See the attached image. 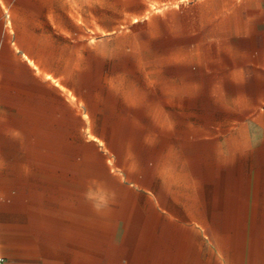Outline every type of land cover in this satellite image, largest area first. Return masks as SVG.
Instances as JSON below:
<instances>
[{"label":"rangeland","instance_id":"rangeland-1","mask_svg":"<svg viewBox=\"0 0 264 264\" xmlns=\"http://www.w3.org/2000/svg\"><path fill=\"white\" fill-rule=\"evenodd\" d=\"M0 12L23 41L41 37L75 104L40 133H0L7 264L168 251L151 205L191 216L218 264H264V0H0ZM210 246L198 264H215Z\"/></svg>","mask_w":264,"mask_h":264},{"label":"crops","instance_id":"crops-1","mask_svg":"<svg viewBox=\"0 0 264 264\" xmlns=\"http://www.w3.org/2000/svg\"><path fill=\"white\" fill-rule=\"evenodd\" d=\"M15 33L10 20L0 12V133H40L44 119L58 117L60 108L74 112L75 104L48 75L56 76L57 72L47 68L37 52L42 40L37 38L36 31L27 32L28 42ZM83 129L84 126L80 125L76 132L81 135ZM94 132L107 144L106 136L96 130ZM80 137L83 141L90 140ZM98 145L101 147V143ZM167 209V206L151 205L148 220L153 238L156 234L161 239L158 241L167 240L168 251L121 254L115 259V264H198V254L205 251L206 245H211L210 262L218 264L213 243L208 244L203 239L196 225L190 222L191 216Z\"/></svg>","mask_w":264,"mask_h":264},{"label":"built area","instance_id":"built-area-1","mask_svg":"<svg viewBox=\"0 0 264 264\" xmlns=\"http://www.w3.org/2000/svg\"><path fill=\"white\" fill-rule=\"evenodd\" d=\"M6 263H7L6 256L0 252V264H6Z\"/></svg>","mask_w":264,"mask_h":264},{"label":"clouds","instance_id":"clouds-1","mask_svg":"<svg viewBox=\"0 0 264 264\" xmlns=\"http://www.w3.org/2000/svg\"><path fill=\"white\" fill-rule=\"evenodd\" d=\"M94 208H95L96 211H99L100 210V205H95Z\"/></svg>","mask_w":264,"mask_h":264}]
</instances>
